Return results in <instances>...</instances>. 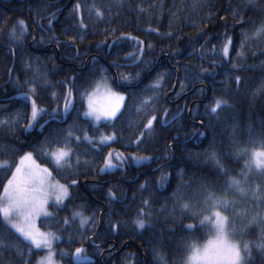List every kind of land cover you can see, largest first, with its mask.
I'll use <instances>...</instances> for the list:
<instances>
[{"label":"trees","instance_id":"trees-1","mask_svg":"<svg viewBox=\"0 0 264 264\" xmlns=\"http://www.w3.org/2000/svg\"><path fill=\"white\" fill-rule=\"evenodd\" d=\"M244 2L0 0V119L18 118L11 126H0V160L10 165V170L0 169V192L26 152H32L36 161L48 167L59 181L67 185L77 181L70 187V198L53 215L40 220L42 228L59 236L55 247L61 264H182L195 245L212 235L214 200L222 196L237 199L224 211L239 241L248 243L250 252L245 253V264H264V251L257 247L264 244V172H250L247 177L248 186L256 191L252 199L237 198L229 182L230 178H244L249 152L262 148L259 141L264 139V90L260 89L264 81V37L253 35L264 21V11L245 9ZM77 3L81 5L79 14L74 11ZM93 4L104 12L102 19L94 12L90 14ZM236 8L242 16L233 14ZM81 17L86 26L82 33L65 31L78 25ZM19 20L27 24L22 43L12 37L14 28L17 34L20 32ZM150 29H158L159 33ZM169 32L171 37L164 35ZM122 33L143 42L144 63L137 60L141 56L138 41L124 38ZM225 33L233 41L228 56L221 54ZM244 33L250 37L247 42ZM70 37L77 38L72 41ZM149 43L151 49L147 47ZM239 52L243 57L237 56ZM129 53L132 58H128ZM145 65L150 71L145 70ZM201 69L207 72L200 74ZM137 72L141 81L138 87L117 86L122 74L135 78ZM158 75L164 77L161 87L155 92V100L145 105L144 98L154 95L146 91V86L154 83ZM235 76L242 77L239 86ZM33 78L37 81L35 93L29 92ZM106 78L125 94V100L122 115L97 123L83 116L87 96L82 94L93 91ZM69 87L73 107L62 122L50 120L52 109L63 113V97ZM52 93H56L55 98ZM214 98L226 99L231 107L210 113L208 106ZM32 99L46 111L29 128ZM165 109L167 125L163 124ZM152 115L158 117L152 136L138 146L130 143ZM70 127L81 141L65 143ZM84 131L95 143L83 140ZM113 132L116 139L101 143V135ZM56 133L59 143L54 139ZM57 147L71 150L62 166L47 157ZM113 149L125 157L152 159L140 164L129 159L121 167L101 172L104 158ZM213 152L216 159L211 157ZM216 160L225 171L217 167ZM162 175L168 176L163 183ZM109 189L116 198H109ZM259 197L261 204L254 203ZM144 200L150 202L149 207L144 208ZM185 204L187 208H183ZM141 208L151 216L138 217ZM237 208H246L247 212L239 216ZM73 210L94 216V222L81 226L78 218L71 220ZM250 212H258L257 221L250 222ZM65 217L70 219L68 225ZM137 218L145 219V229L136 227ZM111 224L118 227L112 229ZM0 234V261L22 264L16 247L25 251L29 242L2 224ZM32 247L35 254L31 264H36L46 250ZM77 248L85 250L80 261L73 258Z\"/></svg>","mask_w":264,"mask_h":264},{"label":"snow or ice","instance_id":"snow-or-ice-1","mask_svg":"<svg viewBox=\"0 0 264 264\" xmlns=\"http://www.w3.org/2000/svg\"><path fill=\"white\" fill-rule=\"evenodd\" d=\"M162 7V6H161ZM242 7L247 9L249 7H255L257 10L264 11V0H245V2L242 4ZM81 5L77 3L75 5L74 11L79 14ZM144 9L141 8L140 11H143ZM90 14L92 12L95 13V15L102 19L104 17V12L99 8L96 7L95 4H93L89 8ZM234 15H240L242 16L243 13L240 11L239 8H236L233 10ZM55 17V13L52 14V18L48 19V25L51 26L52 19ZM251 23L252 21H246ZM18 25L20 27V32L17 34L15 31V28L12 31V37L15 42L22 43L23 38L27 34V24L23 20L18 21ZM85 25L83 23V18L81 17L78 25H71L69 28L65 29V31H76L78 33H82L85 29ZM113 32L115 29L112 30ZM150 31H155L159 33L158 29H150ZM165 36L171 37L172 33H165ZM253 35L255 37H264V21L260 22L259 27L255 28ZM122 37L136 40L138 41L140 47L139 51L141 52V56L137 57V60L140 63H144L142 59V55L144 52V45L142 41H139L138 37L130 36L126 34H121ZM245 36V42H247L248 39H250L248 33H244ZM77 37H70V40L75 41ZM43 39V38H41ZM79 39L83 40L84 36L83 34L79 35ZM233 46L232 37L228 36L227 33H225V39L224 42L221 45V54L222 56H228L230 52V48ZM244 45L242 44L241 47ZM149 49L152 48V44L149 43L147 46ZM201 51H203V46L201 48ZM213 52H215V46H213ZM264 54V53H262ZM132 53L128 54V58H132ZM243 52L237 53L238 57H243ZM115 63V62H114ZM212 63H215L214 61ZM119 66V65H117ZM26 67H31L30 64L26 62ZM261 67H264V62H262ZM187 70V66H185ZM233 69H237L236 65H233ZM145 70L150 71L147 68V65H145ZM39 69H37V72ZM102 71H106V69H102ZM207 72L205 69H201V73L203 74ZM200 74H197V79H199ZM46 76V74H43ZM140 73H136V77L133 78L131 74L128 75H121V79L118 83V87H138L141 81L139 80ZM163 75H158L154 83L146 86V91H152L154 95L147 96L142 101L143 104L147 105L148 103L155 100V92L161 87L162 81H163ZM234 82L239 86L242 83V77L235 76ZM29 92L35 93L36 92V79L33 78L30 82ZM184 85L181 84V88H183ZM260 89L264 90V81H262L260 85ZM203 91V90H201ZM26 96V94H23ZM53 97L55 98L56 93H52ZM82 95H86L88 98V106L85 112L83 113V116L85 118H91L95 121H99L101 117H103L106 120H112L115 118H118L117 114L121 113V108L124 104L125 100V94L121 92H115L111 89L108 90V100L109 103L106 107L100 109L97 108L93 102V93L85 92ZM253 95H256V93H253ZM64 104H63V113H61L58 108L52 109L51 113H49L50 120L52 121H63V117L65 114H68L73 107V101H72V88L69 87L67 89V92L65 93L64 97ZM31 114L29 117L28 125L27 127L33 126V121L37 119V117L46 111V109L40 107L37 104V101L35 99H32L31 102ZM231 105L226 99L223 98H214L212 104L208 106V111L212 114L218 113V110H221L223 108H229ZM165 119L163 121V124L167 125L169 121L167 120V113L168 110L165 109ZM16 117L9 118V119H0V126H11L14 123L17 122ZM178 119V116L173 117V122ZM158 120V117L156 115H152L147 118L146 122L143 123V129L139 131L138 135L136 136L135 141H130V143H135L137 146L144 142L145 139L150 138L154 131V122ZM47 123V122H46ZM43 127V126H42ZM71 127H76L75 125ZM71 127L69 131L67 132V135L64 137L65 143L68 140H76L81 141L80 136H76L74 132L71 130ZM198 135H204L203 133H199ZM57 143H59V133H56V136L54 137ZM116 139V133L113 132L109 135H101L100 141L101 143H108L110 141H113ZM83 140L88 141L89 143H95V139L93 137H89L88 133L86 131L83 132ZM51 143V141H49ZM262 148H264V139H261L259 141ZM43 151V149L41 150ZM71 155V150L66 149L65 147H57L54 150L47 153V157L51 158V160L57 165L62 166V162H65ZM212 159H216V154L213 152L211 153ZM252 157V163L255 164L257 167L264 168V150L261 151H253L251 153ZM114 159L118 161V163H113ZM129 159L132 161H142V160H150L151 157H137L135 155H132L131 157H125L123 153H120L118 150H110L107 154V156L104 158V166L100 168L101 172H104L106 169L110 168H118L123 165V163L127 162ZM78 160V158H77ZM79 162V160H78ZM247 164V162H246ZM216 165L218 168H220L222 171L223 166L220 164L219 160H216ZM249 167L251 165H248ZM0 169L10 170V165L7 161H0ZM43 173L45 175H51L50 171L46 167H42L39 164L36 163L33 153L32 152H26L24 155L19 157V162L15 164L14 170L11 171V176L7 179L6 183L3 184V190L0 192V224H2L5 228H7L9 231L14 230L15 233H18L19 237H22L23 240L29 242V246L26 248L27 258H25V251H21L18 247L15 245H10V247H16V251L22 260V264H31V256L35 254V250L32 246H35V249H41L46 248L48 250L46 257H41L37 264H55V261L53 260L54 253L52 251V242L56 239V236L54 233H43L40 232L38 229L34 227V218L40 214L42 211H44V206L47 203V196L44 192L43 187L40 188L35 187V185L38 182V177L40 174ZM226 174V172H225ZM168 179L167 175H162L160 178V182L163 183ZM229 182L231 185H238L240 182L236 180L235 178H230ZM39 183L42 185L43 181L40 180ZM77 184L76 180H72L70 185H64V184H57L55 185V200L57 204L63 203V201L66 198H70V192L69 188L71 186H75ZM109 198H116V193L112 192L111 189H109ZM209 199L213 200V197L209 195ZM219 200H214L215 203H220ZM144 208L150 206V202L148 200L143 201ZM188 205H183V208H187ZM144 208L138 209L137 215L138 217H145L151 216V213L144 211ZM215 221L214 224L216 228L219 231H223L224 223H225V217L221 216L219 212H215ZM79 219L80 225H86L89 223L94 222V216H86L83 212L75 211L73 210L71 220ZM205 220H210V217H204ZM64 223L68 225L70 223V219L65 217ZM135 225L139 229H145L146 227V221L142 218H137L135 221ZM118 227L117 224H111L112 229H116ZM188 229H192L193 225H187ZM0 245H3V235L0 234ZM257 247L261 248L262 251H264V244L257 245ZM245 251H249V247L247 244L244 245ZM85 250L82 248L75 249V254L77 257H79V254L84 252ZM61 255H68L67 253L61 252ZM129 256H132V254H129ZM158 259L162 260L163 257H158ZM230 261L231 264H245V258L241 255L240 249L236 245L230 246ZM0 264H3L2 261H0Z\"/></svg>","mask_w":264,"mask_h":264},{"label":"rangeland","instance_id":"rangeland-1","mask_svg":"<svg viewBox=\"0 0 264 264\" xmlns=\"http://www.w3.org/2000/svg\"><path fill=\"white\" fill-rule=\"evenodd\" d=\"M106 79H108V78H106ZM109 89H111L112 91H115V92L123 93L122 91L113 87L110 79L102 80L101 82H99L97 84L96 88L93 91L89 92V93H93V102L97 108L102 109L108 105V103H109L108 90ZM86 100H87V106H88V98H86ZM105 120L106 119L101 117V119L99 121H95V120H93V121L98 123V122H102ZM261 150H264V148H255L249 152V155H248L249 159L247 162H248V165H251V166L249 167L247 165V170H246V173L244 174V178L238 179V181L240 183L238 185H232L231 192H233L237 198L239 197L241 199H245L246 197H250L252 199V195L254 196L256 194V191L251 186H248L247 177L250 174V172H254V173H257V172L263 173L264 172V168L257 167L255 164L252 163V157H251V153L253 151H261ZM33 157H34V155H33ZM137 157H144V156H138L137 155ZM34 159H35V157H34ZM0 161H3V160H0ZM35 161H36V159H35ZM144 161H147V160H142L139 162L133 161V162L135 164H140ZM18 162H19V159H18L17 163ZM36 163L39 164L37 161H36ZM113 163H117V161L114 159ZM39 165L42 167H46V166H43L41 164H39ZM46 168H48V167H46ZM110 169H112V168H110ZM106 170H109V169H106ZM49 171H50L51 175L49 176V175H45V174L41 173L40 176L38 177V182L35 185V187H37V188H40L42 186L44 189V192L46 193V196H47V203L44 206V211H42L40 214H38L34 218V221H33L34 227L43 233H54V232L49 231V230H45L44 228H42L40 226V220L53 215L57 211V209L66 200L65 199L63 201V203H61V204L56 203L55 185L57 184V182H59V184H64V185H67V184L59 181L53 175V173L50 169H49ZM40 180L43 181L42 185L39 183ZM69 191H70V188H69ZM219 201H221V202L213 205L214 209H213V214H212L211 220H212V226L214 228V231H213L212 235L210 236L209 239L202 242L201 244L195 245L190 250L187 258L184 260V262L182 264H231L230 246H232V245L238 246L240 249L241 255L246 259L245 253L247 251H245L244 245L245 244L248 245V243L245 242V244H242L239 241L237 234H235V231L231 230L229 218L224 211L225 207L230 206L231 204H235L237 199L235 200V198L230 199V198H228V196H222V197H220ZM258 202L261 204V198L260 197L254 203H258ZM248 209H252V206H249ZM246 210H247L246 208H239V209L237 208V213H239V216H242L245 212H247ZM215 212H219L221 214V216L226 218L222 232L219 231L214 224V221H215L214 213ZM255 214H258V212H250L247 214L248 218H249V216L251 217L250 222H252V220L257 221L255 219ZM241 221H242V219L240 220V222ZM239 225H241V223ZM55 236H56V239L53 240V242H52V251L54 253L53 260L55 261V264H61V261L57 257V250L55 247L56 242L59 240V236L56 234H55ZM42 249H45L46 252H44V255H42L41 257H46L48 250L46 248H42ZM73 258L75 261H80L84 258V255L81 253V254H79V257H77L76 254L74 253Z\"/></svg>","mask_w":264,"mask_h":264}]
</instances>
